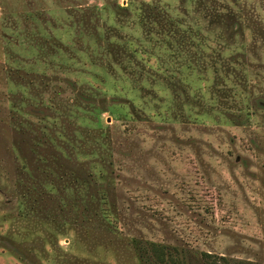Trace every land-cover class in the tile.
Instances as JSON below:
<instances>
[{"label":"rangeland","instance_id":"374dc122","mask_svg":"<svg viewBox=\"0 0 264 264\" xmlns=\"http://www.w3.org/2000/svg\"><path fill=\"white\" fill-rule=\"evenodd\" d=\"M153 243L264 264V0H0V264Z\"/></svg>","mask_w":264,"mask_h":264},{"label":"trees","instance_id":"16d2710c","mask_svg":"<svg viewBox=\"0 0 264 264\" xmlns=\"http://www.w3.org/2000/svg\"><path fill=\"white\" fill-rule=\"evenodd\" d=\"M151 253L157 264H186L174 258L173 255L168 254L167 247L164 245L153 243L151 244ZM207 258H212V255H206Z\"/></svg>","mask_w":264,"mask_h":264}]
</instances>
